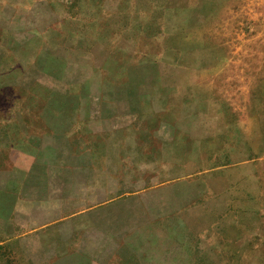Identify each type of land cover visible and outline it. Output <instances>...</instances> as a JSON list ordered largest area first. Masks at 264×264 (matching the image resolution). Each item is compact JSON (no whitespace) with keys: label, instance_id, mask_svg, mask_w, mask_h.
<instances>
[{"label":"rangeland","instance_id":"374dc122","mask_svg":"<svg viewBox=\"0 0 264 264\" xmlns=\"http://www.w3.org/2000/svg\"><path fill=\"white\" fill-rule=\"evenodd\" d=\"M78 5L80 14L67 19L66 26L84 31L78 43L83 91L89 92L96 85L103 93L106 88L116 91L122 86L123 94L116 95L121 97L117 101L129 111L135 110L131 117L138 119L157 117L144 101L155 89L163 101L176 102L179 121L187 102L194 107L210 101L211 107L232 109L237 113L238 130L248 134L243 129H252L253 155L258 152L262 156L264 180V0H81ZM143 5L144 27L150 29L143 36L130 34L133 21L128 13ZM60 26L65 27V22ZM70 39L74 41V37ZM169 84L171 95L164 92ZM174 108L162 107L166 113L162 118H175ZM250 108L251 124H240ZM201 121V117L193 121L197 122L194 131L198 129L195 141L186 140L179 132L175 146H164L165 150H175L178 159H188L189 168L196 172L155 186L152 177L137 183L122 176L114 178L115 191L127 187L133 192L124 198L115 194L111 207L102 212L101 217L130 218L129 229L116 227V234L127 230L113 244L112 254L76 255L75 250L85 243H76L67 231L63 242H34V254L28 257L0 254V264H264V206L254 200L259 186L255 171L253 178L248 167L210 171L219 160L217 152L226 150L204 151L200 147ZM133 138L141 140L138 135ZM127 149L139 154L147 169L152 168L147 162L153 158L152 147L135 145L115 148V166L122 165ZM9 165L14 166L0 163L3 168ZM245 188L253 193V213L224 216L228 206L249 204L243 200ZM170 215L181 223L171 230L173 236L178 233V241L170 236L168 227L159 229L152 224L154 218L164 220ZM228 224L230 235L235 225L242 230V240L236 244L221 240L219 226ZM183 238L189 241L183 242ZM94 245L104 251L106 244Z\"/></svg>","mask_w":264,"mask_h":264},{"label":"crops","instance_id":"0c3cea01","mask_svg":"<svg viewBox=\"0 0 264 264\" xmlns=\"http://www.w3.org/2000/svg\"><path fill=\"white\" fill-rule=\"evenodd\" d=\"M79 2L0 0V163L14 165L0 166V254L28 257L34 254V242H63L67 231L76 243H85L75 250L76 255L112 254L113 244L127 230L116 234V227L129 229L130 218L107 214L101 217L102 212L111 207L115 194L124 198L133 192L127 187L115 191L112 181L117 176L136 183L152 177L155 186L185 176L189 171L196 172L189 168L188 159H178L175 150L165 147L175 146L179 132L186 140L195 141L198 129L194 131L197 122L193 121L200 117V147L204 151L219 147L226 150L217 152L219 160L209 170L221 172L232 167H248L253 178L254 169L259 184L254 200L263 207L262 156L258 152L253 155L252 129H243L248 134L242 133L241 128L238 130L234 110L211 107L210 101L194 107L187 102L179 121L176 102L163 101L153 86L155 91L147 93L144 101L157 117L138 119L131 117L135 110L129 111V107L117 101L121 97L116 95L123 94L122 86H117L116 91L106 88L103 93L98 92L96 85L89 92L82 90L78 43L82 42L84 31L75 25L66 26L67 19L80 14ZM145 10L143 5L128 13L133 21L130 34L143 36L149 31L150 28L144 27ZM52 22L57 26H51ZM60 22H65V27ZM171 88V84L166 85L164 92L171 95ZM172 105L176 117L164 120L162 116L166 113L162 107ZM136 114L142 112L136 110ZM244 116L239 123L251 124V108ZM187 120L190 122L186 123ZM137 135L140 141L134 140L133 136ZM133 145L152 147L153 158L147 161L153 164L152 168L147 169L139 154H133L130 149L122 156L125 159L122 165L115 166L118 163L115 148ZM251 191L243 190V200L249 204L228 206L223 215L252 214ZM152 224L159 229L168 227L170 236L178 237L177 232L174 236L171 232L181 226L175 216L164 220L154 218ZM228 226L231 224L219 226L221 240L228 244L241 241L242 230L235 225L234 234L230 235ZM185 241L189 240L185 238ZM100 243L106 244L104 251L94 245Z\"/></svg>","mask_w":264,"mask_h":264}]
</instances>
